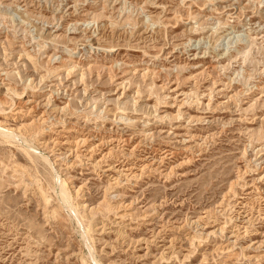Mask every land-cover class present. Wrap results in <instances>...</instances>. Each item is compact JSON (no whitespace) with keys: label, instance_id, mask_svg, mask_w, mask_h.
<instances>
[{"label":"rangeland","instance_id":"obj_1","mask_svg":"<svg viewBox=\"0 0 264 264\" xmlns=\"http://www.w3.org/2000/svg\"><path fill=\"white\" fill-rule=\"evenodd\" d=\"M0 126V264H264V0H0Z\"/></svg>","mask_w":264,"mask_h":264},{"label":"bare ground","instance_id":"obj_2","mask_svg":"<svg viewBox=\"0 0 264 264\" xmlns=\"http://www.w3.org/2000/svg\"><path fill=\"white\" fill-rule=\"evenodd\" d=\"M24 129H25V127H23V126H21L19 128H2L0 126V139L3 142L10 143V144H15L16 146H19L21 148V150L24 151V153L26 154V156L29 159L35 160L34 159L35 156L31 152V151H35V146L27 139V137L22 132V130H24ZM39 156L43 160L47 161L50 164V162L47 159L46 155L41 154ZM52 188H53V190L55 192V195H56L60 205L63 208L68 209L70 211V213H71V216L74 217V219L76 220V223H78L81 226V221H80L81 218H79V216H78V213H77L78 210L76 211V206H75V204L73 202L71 191H70V189H69V187L67 185V182H66L65 179L61 178L60 175H57L56 172H55V174H53ZM43 198H44L45 201H47V196L46 195L43 194ZM80 229H81V231H80L81 232V236L83 237V240L86 243V239H87L86 231L83 229L82 226H81ZM86 245H88L87 247L89 249H92L91 246L88 243H86ZM97 263H98V261H97Z\"/></svg>","mask_w":264,"mask_h":264}]
</instances>
